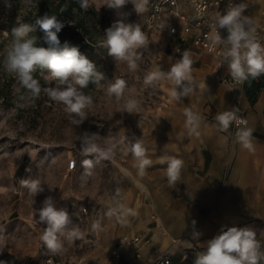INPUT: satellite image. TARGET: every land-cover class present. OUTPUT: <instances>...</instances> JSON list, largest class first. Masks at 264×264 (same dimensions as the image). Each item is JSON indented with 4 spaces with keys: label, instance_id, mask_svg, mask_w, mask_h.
Masks as SVG:
<instances>
[{
    "label": "rangeland",
    "instance_id": "rangeland-1",
    "mask_svg": "<svg viewBox=\"0 0 264 264\" xmlns=\"http://www.w3.org/2000/svg\"><path fill=\"white\" fill-rule=\"evenodd\" d=\"M92 2V8L102 16L103 23L92 26L96 43L86 56L95 62L105 79L98 85L89 83L84 89L85 94L92 96L93 105L85 110L87 118L83 123L74 125L73 119L80 118L69 116L62 104L47 95L45 107L34 124L25 121L28 108L36 101L29 99L26 91L22 93L20 107L7 110L1 107L0 264H26L30 260L45 264L46 259H51L53 264H103L115 240L124 234V222L110 217L109 210L116 204L132 205L133 201L127 197L134 193L135 200L138 182L152 183L146 173L139 174L127 141L133 136L142 139L147 156L150 154L148 144L152 133L146 127L166 102L168 84L165 80L149 88L144 78L151 71L169 69L163 63L170 52L169 43H165L167 37L147 30V11L138 15L128 3L121 10L130 13L125 22L140 25L147 46L140 50L143 55L135 71L125 62H114L107 50L98 46V41L118 17L115 10L104 6L105 0ZM121 78L127 81L128 87L124 97L117 101L107 95V87ZM51 86H55V82ZM130 99L137 102L134 113L124 112V104ZM85 132L98 133L102 137L101 146L117 145L110 160L95 165L91 176L85 174L82 165L84 159L93 158L81 154L80 136ZM47 154L49 158L45 159ZM72 158L77 165L68 170ZM152 167L146 170L151 171ZM36 178L40 179L44 191L33 197L22 187L21 181ZM124 191L128 193L125 196ZM48 196L53 197L58 209L69 213L82 237L65 241L64 250L59 254L51 253L40 239L46 225L38 223L36 209Z\"/></svg>",
    "mask_w": 264,
    "mask_h": 264
},
{
    "label": "clouds",
    "instance_id": "clouds-1",
    "mask_svg": "<svg viewBox=\"0 0 264 264\" xmlns=\"http://www.w3.org/2000/svg\"><path fill=\"white\" fill-rule=\"evenodd\" d=\"M77 3L84 11L93 6L92 0H77ZM128 3L134 6V11L139 15L148 10L149 0H141L140 3H135L134 0H105L104 6L115 10L118 18L105 29L104 38L98 41V46L105 48L114 62H125L130 70L135 71L143 55L140 50L147 46V39L138 23L125 22L130 13L121 10ZM3 6L7 11H11L13 0H3ZM246 7L245 3L232 4L230 0L226 11L218 12L214 17L215 31L209 37L213 46H223V59L227 61L229 74L234 82L241 84L250 77L256 79L264 75V44L257 39L251 19L243 15ZM64 10L61 9L62 12ZM37 27L44 33L43 40L47 47L37 46L38 38L32 35ZM64 27L65 23L58 19L57 15L45 13L37 17L34 24L21 23L12 28L13 39L4 50V68L16 77L29 99H39L43 91L51 100L62 104L63 110L69 116L79 117L80 119H73L72 123L80 125L87 118L85 110L93 105L92 96L85 94L84 89L89 83L98 85L105 79V75L97 70L95 62L81 53L78 46L69 45L68 42L61 45L58 33ZM220 29H226V37L221 35ZM192 63L190 54L184 51L181 58L167 71L149 72L144 78V84L154 88L162 81H171V97L180 102L182 97H188L194 91ZM37 70L48 87L42 88L40 81L34 78L33 74ZM53 82L55 86H51ZM127 87L126 80L116 79L108 85L107 95L114 96L119 101L124 97ZM205 87L207 88L206 84ZM23 98L22 96L21 99ZM136 107L137 102L130 99L124 104V112L134 113ZM185 115L190 133L198 135L197 128L201 117L188 109ZM215 121L221 132H227L235 125V141L243 149L253 151V130L247 127V121L239 115L238 108L232 107L217 113ZM101 139L98 133L85 132L80 136L81 154L93 157L82 161L88 176L92 175L95 165L110 160L115 154L117 145L111 143L101 146ZM127 146L136 161L135 167L138 168L139 174L144 175L153 162L146 154L142 139L133 136L128 139ZM159 163L166 165L164 171L168 185L175 188L180 180L184 162L174 156H162ZM21 185L27 188L33 197L44 191L39 178L23 179ZM36 213L38 223L46 225L40 239L51 253H61L65 241L82 238L69 213L58 209L52 196L44 199ZM108 215L124 222L129 215L135 213L122 204H116L109 210ZM195 224L196 221L193 220L192 225ZM200 235V232L193 231L192 238L199 239ZM260 237H264V230L260 232ZM204 245V250L195 255L193 264H264V240L258 238L257 231L251 226H222L219 234ZM183 258L187 259V256Z\"/></svg>",
    "mask_w": 264,
    "mask_h": 264
},
{
    "label": "crops",
    "instance_id": "crops-1",
    "mask_svg": "<svg viewBox=\"0 0 264 264\" xmlns=\"http://www.w3.org/2000/svg\"><path fill=\"white\" fill-rule=\"evenodd\" d=\"M240 3L247 5L243 15L251 17L252 26L264 22V0ZM225 11L220 7L211 15L214 18ZM159 34L167 37L165 43H169L170 52L163 61L168 68L184 51L190 54L194 91L177 102L170 94L172 82L166 80V102L146 127L152 133L148 157L153 167L145 173L152 183L138 182L135 200L134 193L124 191V196L128 194L127 198L133 201L124 207L135 213L124 221V234L151 237V243L140 250L144 263L170 248L175 256L187 251L186 264H193L195 255L219 234L222 226H251L264 240L260 237L264 230V75L260 89L251 99L245 86L214 79L217 71L229 74L227 61L217 64L214 56L194 46L190 38L180 41L177 35L166 31ZM232 107L239 109L247 127L253 130V151L243 149L235 141L233 125L227 132L216 126L215 115ZM186 109L201 117L198 135L189 131ZM162 156H174L184 162L175 188L168 185L166 165L159 163ZM193 231L201 233L199 239L192 238Z\"/></svg>",
    "mask_w": 264,
    "mask_h": 264
},
{
    "label": "built area",
    "instance_id": "built-area-1",
    "mask_svg": "<svg viewBox=\"0 0 264 264\" xmlns=\"http://www.w3.org/2000/svg\"><path fill=\"white\" fill-rule=\"evenodd\" d=\"M230 0H149L147 5V15L145 25L147 30L154 33L166 31L170 35H177L180 41L188 38L194 46L199 47L217 59V64L221 65L224 48L222 45L213 46L209 37L214 34L215 24L211 15L212 10L228 7ZM232 4H240V0H231ZM264 19V11L261 13ZM248 16L250 19L251 17ZM257 39L264 43V22L253 26ZM223 37L227 36L225 29L219 30ZM218 82L233 83L244 86V83H236L230 74H221L219 71L213 75ZM256 82L262 81V77L254 79ZM239 115H241L239 111ZM242 116V115H241ZM243 117V116H242ZM237 130L233 125V131ZM77 165L75 159L68 162V170H72ZM177 241V239H173ZM151 243V237L139 233L121 234L114 242L103 264H186L188 252L184 251L179 256H175L170 248H165L157 253L147 262H142L140 250L143 246ZM194 250L197 249L193 246ZM130 250L126 256V251ZM187 259H184V256ZM26 264H40L36 260H30ZM45 264H53L51 259H46Z\"/></svg>",
    "mask_w": 264,
    "mask_h": 264
},
{
    "label": "trees",
    "instance_id": "trees-1",
    "mask_svg": "<svg viewBox=\"0 0 264 264\" xmlns=\"http://www.w3.org/2000/svg\"><path fill=\"white\" fill-rule=\"evenodd\" d=\"M13 5L11 11H7L3 6V0H0V110L2 106L6 110L20 107L22 93L26 91L20 87L16 77L6 72L4 68V50L13 39L12 28L21 23L34 24L35 19L45 13L57 15L58 19L65 23V27L58 33L61 45L68 42L69 45L78 46L81 53L86 55L96 43L92 36V26L103 23L102 16L94 8L90 7L84 11L80 9L77 0H13ZM61 9L65 10L62 12ZM32 35L38 38L37 46L47 47L43 40L44 33L38 27ZM33 75L40 81L42 88L47 87L48 84L39 70ZM261 85L262 81L256 82L250 77L244 82L245 93L253 99ZM45 97L46 94L43 92L39 99L30 105L28 116L25 118L26 123L34 124L37 121L45 107Z\"/></svg>",
    "mask_w": 264,
    "mask_h": 264
},
{
    "label": "bare ground",
    "instance_id": "bare-ground-1",
    "mask_svg": "<svg viewBox=\"0 0 264 264\" xmlns=\"http://www.w3.org/2000/svg\"><path fill=\"white\" fill-rule=\"evenodd\" d=\"M47 158H49V154H47V155L45 156V159H47Z\"/></svg>",
    "mask_w": 264,
    "mask_h": 264
}]
</instances>
